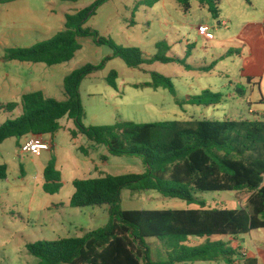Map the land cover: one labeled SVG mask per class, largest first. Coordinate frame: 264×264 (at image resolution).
Returning a JSON list of instances; mask_svg holds the SVG:
<instances>
[{
    "label": "rangeland",
    "instance_id": "rangeland-1",
    "mask_svg": "<svg viewBox=\"0 0 264 264\" xmlns=\"http://www.w3.org/2000/svg\"><path fill=\"white\" fill-rule=\"evenodd\" d=\"M95 1L78 0L67 5L75 12ZM190 3L191 8L187 12L176 0H160L150 8L139 5L138 0H107L98 6L84 26L120 46L140 48L147 58L157 53L156 45L163 41L169 50L163 49L162 53L185 59L190 69L173 62H153L130 68L121 58H111L104 62L102 68L88 74L80 82L83 125H111L119 121L253 120L257 113L262 114L259 110H264V46L257 32L253 37L252 49L249 50L241 40L247 25L264 20V0H219L217 18L198 0H191ZM43 4L44 0H34L33 10L39 13ZM20 8L12 6L14 12ZM11 16L14 14L11 13ZM200 25L209 27L212 39L199 33ZM4 28V25L0 26V59L5 54V48L28 46L32 40L47 38L34 29L21 37L14 25ZM80 41L81 48L70 61L46 66V71L51 73L47 78L49 84L46 91L49 96L61 97L63 78L71 71L88 63L100 64L112 54L107 45H97L91 38ZM214 61V67H209ZM202 67L205 69H200ZM2 68L7 67L0 64V71ZM112 70L117 72L116 89L109 86L106 80ZM151 72L170 78L175 95L164 87L146 86L152 81ZM250 77L254 83H248L247 78ZM230 81L232 84H229ZM30 82V79H24L22 88H38L28 87ZM237 85L244 87V95L236 92ZM205 89L220 92L222 102L215 106H180L176 101L186 100ZM3 98L0 90V102H7ZM6 118L7 115L0 112V123ZM43 137L50 139L49 135ZM53 140L55 148L43 151L35 159L28 152L21 153L13 140L0 145V164H6L8 168L6 179L0 180V264H36L37 258L28 253L26 243L80 237L108 222L107 205L83 208L69 205L74 192L70 180L80 178L72 167L74 145L66 130L56 133ZM51 158L58 164L62 176L60 190L54 194L43 190V169ZM104 170V174L113 175L136 173L143 169L139 159L134 156H110ZM194 198V201L187 202L165 197L153 190H123L120 206L125 210L196 209L202 206L237 209L245 206L237 199L235 191L196 192ZM206 239L192 236L184 244L197 246L204 244ZM211 239L236 248L237 254L230 258L231 262L228 263L220 255L214 259L184 264H242L243 248L256 257L259 264H264V228L236 236L216 235ZM146 243L151 260L164 259V249L156 238H146Z\"/></svg>",
    "mask_w": 264,
    "mask_h": 264
},
{
    "label": "trees",
    "instance_id": "trees-1",
    "mask_svg": "<svg viewBox=\"0 0 264 264\" xmlns=\"http://www.w3.org/2000/svg\"><path fill=\"white\" fill-rule=\"evenodd\" d=\"M11 1L14 0H0V3ZM105 1L96 0L75 13L66 14L64 30L48 40L30 47L5 49V60L52 66L70 61L81 48L80 40L91 38L97 45H107L112 54L100 64L88 63L67 74L63 80V100L45 97L41 90H35L22 94L19 102L0 104V112L8 115L0 123V144L8 138L52 136L60 130V120L68 118L76 126L72 136L80 134L95 144L104 145L112 156H134L141 161L144 171L74 179L69 205L76 208L107 205L108 222L80 237L33 241L26 243L25 247L30 255L37 258L36 264H184L220 255L229 263L230 258L237 254L236 248L211 238L216 235L236 236L264 228V117L83 125L80 82L111 58H121L130 68L153 62H173L190 69L185 59L162 53L163 49L169 50L163 41L157 43V53L147 58L140 48L120 46L84 26ZM159 1L138 0V4L150 8ZM198 1L214 18L218 17L219 0ZM176 2L185 12L191 8V0ZM215 63L209 67L213 68ZM151 77L152 81L146 86L164 87L175 95L170 78L156 72H151ZM116 78L117 72L113 70L106 78L114 89L117 87ZM247 81L250 83L251 78ZM235 89L239 95H244V87L237 85ZM222 100L220 92L205 89L186 100L176 101L180 106H215ZM18 107L20 113L12 117ZM7 169L6 164H0V180L6 179ZM43 179L46 193L54 194L60 190L61 177L54 158L46 164ZM123 190H153L165 197L187 202L195 200L196 192L235 191L237 199L245 206L237 209L202 206L196 209L125 210L120 206ZM192 236L207 239L197 246L185 245ZM149 237L162 244L163 260L150 259L146 243ZM240 259L242 264H257L256 258L241 256Z\"/></svg>",
    "mask_w": 264,
    "mask_h": 264
},
{
    "label": "crops",
    "instance_id": "crops-1",
    "mask_svg": "<svg viewBox=\"0 0 264 264\" xmlns=\"http://www.w3.org/2000/svg\"><path fill=\"white\" fill-rule=\"evenodd\" d=\"M33 4H34V0H14L8 3H0V26L2 25L3 27L4 25L5 26L4 29H7L9 25H14L15 29L17 31H20V33L17 34H20L21 37H23L28 32H32L33 29L40 31L42 35L47 36V38L44 40H40V41L37 39L32 40V42L28 44V46H10L8 48L30 47L37 42L45 41L52 38L57 33L64 30V21L66 14H72L81 10L78 9V10H74L75 12H72L73 11L72 8L69 5H67L68 2H63L59 0H44V4L42 5L41 10L39 11V13H37L36 11L33 10L34 9ZM14 5L21 6V8L14 12L12 9V6ZM11 13H13L14 16H11ZM2 21H4L5 23L2 24ZM246 29H245L246 31L244 32V37L241 40L243 45L248 46L249 50L252 49V43L254 42L253 37L255 35V32H257L260 36V43L262 44V46H264V20L260 23H254V22L250 23L249 25H247ZM3 34H7V33H3ZM245 37H247L250 40L245 39ZM0 64L7 67V68H2V71H0V90H2V97H4L3 99H5V101L7 102H2V103L0 102V104H4L8 102H19L22 94L35 90H41L45 97L54 98L49 96L46 91L47 85L49 84V80L47 78L51 74L50 72L48 73V71H46V66L48 65L44 63L21 62L18 60H5L3 58L0 59ZM9 66H12V68H8ZM26 78L31 80L30 82L31 84L28 87L32 86L38 88L36 89L28 88L30 90H28L27 88H22L23 80ZM250 78L252 79V77ZM250 83H254V82H250ZM229 84H232V82H229ZM261 86L262 85H260V87ZM61 94L62 95L60 98H54V99L57 100L65 99L63 85H62ZM16 111L17 112H14L12 117H15L14 115L17 116L20 113V108L19 107L16 108ZM250 111L253 110L250 109ZM259 112H261L262 114L257 113L255 119H262V117H264V110H259ZM60 126H61L60 130H66L70 142L74 145L73 148L74 161L72 167L75 170V173L80 178H76V177L72 178L70 180L71 184L74 179H85V178L105 176L106 174H104L105 171L104 167L107 166L109 162V158L110 156H112L109 154L107 147L104 145L95 144L91 141H88L87 139L86 141L84 139L85 136L80 134H77L76 136H72L71 134L72 131L76 130L75 123L72 119L62 118L60 120ZM55 135L56 133L52 136L49 135L50 139L48 140L44 139L45 141L50 143L51 150L55 148V144L53 140ZM27 137L28 136L23 137L19 140H17L16 138H8L4 142H7V140H13V142L17 146V149L20 150V145ZM42 138H44L43 135ZM41 155L42 152L38 156H33V155L32 156L35 159L36 157H40ZM139 162L141 161L139 160ZM141 166L143 169L141 172H143L144 166L142 165V163ZM56 168L60 170L58 168L57 163H56ZM242 252H243L242 256H244L245 258H256L251 256V254H249L247 250H245V248L242 249ZM164 258H165V253H164ZM256 260H257V264H259L257 258Z\"/></svg>",
    "mask_w": 264,
    "mask_h": 264
},
{
    "label": "built area",
    "instance_id": "built-area-1",
    "mask_svg": "<svg viewBox=\"0 0 264 264\" xmlns=\"http://www.w3.org/2000/svg\"><path fill=\"white\" fill-rule=\"evenodd\" d=\"M199 33L205 36L207 39L213 38V34L210 33V29L207 25H200ZM49 149L50 143L45 141L41 135H29L20 145V150L22 153L28 152L33 156H38L41 154V152Z\"/></svg>",
    "mask_w": 264,
    "mask_h": 264
}]
</instances>
